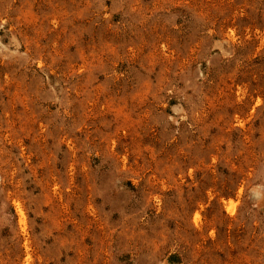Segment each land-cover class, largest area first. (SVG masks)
<instances>
[{"label":"rangeland","instance_id":"1","mask_svg":"<svg viewBox=\"0 0 264 264\" xmlns=\"http://www.w3.org/2000/svg\"><path fill=\"white\" fill-rule=\"evenodd\" d=\"M0 264H264V0H0Z\"/></svg>","mask_w":264,"mask_h":264},{"label":"bare ground","instance_id":"2","mask_svg":"<svg viewBox=\"0 0 264 264\" xmlns=\"http://www.w3.org/2000/svg\"><path fill=\"white\" fill-rule=\"evenodd\" d=\"M17 210H18V208H17ZM18 212H19V214H20V210H18Z\"/></svg>","mask_w":264,"mask_h":264}]
</instances>
